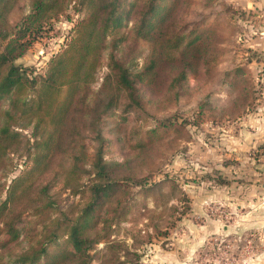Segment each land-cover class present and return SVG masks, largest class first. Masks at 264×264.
Instances as JSON below:
<instances>
[{"label": "rangeland", "instance_id": "rangeland-1", "mask_svg": "<svg viewBox=\"0 0 264 264\" xmlns=\"http://www.w3.org/2000/svg\"><path fill=\"white\" fill-rule=\"evenodd\" d=\"M79 7L72 1L15 63L30 76L43 73L83 15ZM27 9L26 0L18 1L10 21ZM177 21L210 29L215 65H200L171 89L139 82L132 109L100 113L103 156L118 162V184L91 235L97 238L91 264H264V0H179ZM144 53V44H136L133 67ZM22 132L31 143L32 128ZM86 141L91 152L98 145L94 130ZM8 156L18 237L0 235L5 259L52 232L65 238L89 200L91 178H77L73 191L51 177L54 184L41 194L27 186L40 173L32 169L33 148ZM3 258L0 264H16Z\"/></svg>", "mask_w": 264, "mask_h": 264}, {"label": "trees", "instance_id": "trees-1", "mask_svg": "<svg viewBox=\"0 0 264 264\" xmlns=\"http://www.w3.org/2000/svg\"><path fill=\"white\" fill-rule=\"evenodd\" d=\"M18 1L0 0V218L8 225L0 228V235L18 237L17 218L9 204L11 185L7 184L11 152L33 148L32 169L40 171L39 181L35 178L27 186L33 184L41 194L47 195L54 184L51 177L73 191L79 185L74 183L77 178H91L89 200L65 228V238L57 240L58 232H52L38 244L10 250L6 259L3 254L0 258L16 264H91L90 249L97 240L91 235L118 184V162L103 156L106 138L96 124L100 113L132 109L139 103V82L153 86L166 82L171 89L200 65L211 70L217 57L215 45L209 28L180 25L179 0H26L27 11L11 22L9 15ZM72 1L80 4L83 15L44 72L30 76L15 59ZM140 43L144 44V62L135 68L132 52ZM102 66L105 70L100 74ZM29 126L34 135L31 143L22 132ZM93 130L98 145L90 152L86 137ZM47 242L58 250L49 249Z\"/></svg>", "mask_w": 264, "mask_h": 264}]
</instances>
